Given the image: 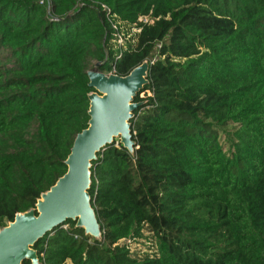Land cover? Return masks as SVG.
<instances>
[{"label": "trees", "instance_id": "1", "mask_svg": "<svg viewBox=\"0 0 264 264\" xmlns=\"http://www.w3.org/2000/svg\"><path fill=\"white\" fill-rule=\"evenodd\" d=\"M91 60L149 63L134 146L92 162L101 236L68 219L39 264H264V0H0V229L68 171Z\"/></svg>", "mask_w": 264, "mask_h": 264}, {"label": "water", "instance_id": "2", "mask_svg": "<svg viewBox=\"0 0 264 264\" xmlns=\"http://www.w3.org/2000/svg\"><path fill=\"white\" fill-rule=\"evenodd\" d=\"M98 67L96 64L88 71L90 86L97 92L90 95L89 127L75 138L68 171L42 194L36 208L18 213L0 229V264H22L26 259L39 264L34 244L68 219L75 220L87 234L101 236L89 194L91 165L97 153L116 138L133 149L130 120L138 106L134 98L148 83L149 63L144 62L128 76L107 74Z\"/></svg>", "mask_w": 264, "mask_h": 264}, {"label": "rangeland", "instance_id": "3", "mask_svg": "<svg viewBox=\"0 0 264 264\" xmlns=\"http://www.w3.org/2000/svg\"><path fill=\"white\" fill-rule=\"evenodd\" d=\"M122 40H123V38H122ZM5 53H6V52L3 51L1 55L3 56V55H5ZM162 60H165V57H163ZM89 64H90V65H89V70H91L94 66H96V64H98V62L95 61V60H91ZM107 73H108V72H107ZM153 80H154V79H153ZM68 264H70V263H68Z\"/></svg>", "mask_w": 264, "mask_h": 264}, {"label": "built area", "instance_id": "4", "mask_svg": "<svg viewBox=\"0 0 264 264\" xmlns=\"http://www.w3.org/2000/svg\"><path fill=\"white\" fill-rule=\"evenodd\" d=\"M114 70H115V69H114ZM114 70H112L111 72H108V73L105 72V73H107V74H113V73H114V74H115V71H114Z\"/></svg>", "mask_w": 264, "mask_h": 264}]
</instances>
